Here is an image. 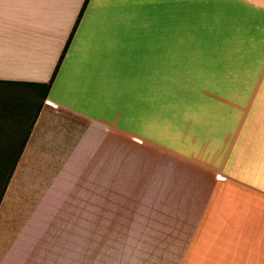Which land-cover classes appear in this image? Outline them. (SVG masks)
<instances>
[{"label": "crops", "instance_id": "crops-1", "mask_svg": "<svg viewBox=\"0 0 264 264\" xmlns=\"http://www.w3.org/2000/svg\"><path fill=\"white\" fill-rule=\"evenodd\" d=\"M82 3L0 0L1 88L49 80ZM34 111L0 264H264V0H87Z\"/></svg>", "mask_w": 264, "mask_h": 264}, {"label": "trees", "instance_id": "trees-1", "mask_svg": "<svg viewBox=\"0 0 264 264\" xmlns=\"http://www.w3.org/2000/svg\"><path fill=\"white\" fill-rule=\"evenodd\" d=\"M87 0H83V3L80 7V10L77 14V17L75 19V22L72 26V30L69 33V36L65 42V45L61 51V54L54 66V69L51 73V76L47 82H23L25 85L24 87H20L21 91H19L18 87H14L12 89L16 90L18 93L17 97H19L23 103L26 104L24 109L21 110H16L15 114L12 115L15 119H17L16 123L13 124L12 126L8 127L7 129H1L3 134L1 135L2 138H10L9 140L5 141H0V200L3 195V192L5 190V187L7 185V182L12 174V171L14 169V166L17 162V159L19 157V154L23 148V142L25 140V137L27 136V130L25 136L21 139V143L19 144H12L11 142L15 141V137L17 136L16 130L21 128L23 125V128H26V123L28 122V128L31 126L32 120L35 116V111H33V107L41 102L43 98L45 97L46 91L48 90V87L52 81V78L57 70V67L60 63V60L63 56L64 50L67 46L68 40L72 34V31L76 25V22L80 16L81 11L83 10V7L85 5ZM36 87H39L37 89ZM17 88V89H16ZM21 108V107H20ZM9 112L11 110V106L8 108ZM30 114V115H28ZM31 118V119H30Z\"/></svg>", "mask_w": 264, "mask_h": 264}, {"label": "rangeland", "instance_id": "rangeland-1", "mask_svg": "<svg viewBox=\"0 0 264 264\" xmlns=\"http://www.w3.org/2000/svg\"><path fill=\"white\" fill-rule=\"evenodd\" d=\"M19 91H21L20 87ZM17 89V88H16ZM17 91L11 88H1L0 87V141H7L10 138H2L1 135L5 131H1V129L8 128L12 126L13 124L16 123L17 119L12 117V115L15 114L17 108L18 110H23L26 104L22 103L21 99L17 97L18 93ZM11 106V110L9 112L8 108ZM21 107V108H20ZM30 115V114H28ZM9 129V128H8ZM41 227V221L37 220L35 223H30V226L28 227L29 230H26V232L23 233V235H20V241L21 244H26L27 242L29 243H38L40 242L41 237L38 236L40 235V228ZM33 228V229H32ZM44 228V226H43ZM32 238V239H31ZM28 240V241H27ZM30 240V241H29ZM26 242V243H23ZM21 249H25L24 246ZM47 256L39 255V256H33V257H26L27 261H31L33 263H40L44 264L46 262Z\"/></svg>", "mask_w": 264, "mask_h": 264}]
</instances>
